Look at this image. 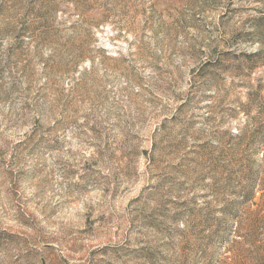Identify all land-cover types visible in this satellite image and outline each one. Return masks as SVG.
I'll return each instance as SVG.
<instances>
[{"label": "rangeland", "instance_id": "obj_1", "mask_svg": "<svg viewBox=\"0 0 264 264\" xmlns=\"http://www.w3.org/2000/svg\"><path fill=\"white\" fill-rule=\"evenodd\" d=\"M0 264H264V0H0Z\"/></svg>", "mask_w": 264, "mask_h": 264}, {"label": "trees", "instance_id": "obj_2", "mask_svg": "<svg viewBox=\"0 0 264 264\" xmlns=\"http://www.w3.org/2000/svg\"><path fill=\"white\" fill-rule=\"evenodd\" d=\"M259 35L262 36V32H259V33H258V36H259ZM256 55H258V54H256Z\"/></svg>", "mask_w": 264, "mask_h": 264}]
</instances>
